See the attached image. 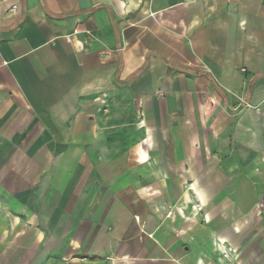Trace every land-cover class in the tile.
<instances>
[{"label": "crops", "instance_id": "0c3cea01", "mask_svg": "<svg viewBox=\"0 0 264 264\" xmlns=\"http://www.w3.org/2000/svg\"><path fill=\"white\" fill-rule=\"evenodd\" d=\"M263 152L264 0H0V264H264Z\"/></svg>", "mask_w": 264, "mask_h": 264}, {"label": "rangeland", "instance_id": "374dc122", "mask_svg": "<svg viewBox=\"0 0 264 264\" xmlns=\"http://www.w3.org/2000/svg\"><path fill=\"white\" fill-rule=\"evenodd\" d=\"M143 116H141L139 113L136 115V120L133 122V131H132V141L133 145L132 148H134V142L139 140V128H140V119ZM149 154L154 153V147L150 148ZM54 166V165H53ZM55 169L53 168V171ZM54 178V177H53ZM53 183H56L57 179H52ZM187 179L181 178L178 180H173V183L176 185L174 190L179 194L178 195H164L161 196V194L157 193L155 191L156 187V180H147V183L149 184L148 188H146V193L144 198L152 199L151 202L153 203H165L167 205L168 211L163 210L161 212L160 218L164 219H170L173 220V222H177L181 224V222H197L202 220L204 221L207 219L206 216H204V210L203 208L199 207L195 199H193V196L191 194H188L187 192ZM54 185V184H53ZM169 183L164 182V186L167 187ZM158 194V198L157 197ZM144 195V194H143ZM174 197V198H172ZM171 203H174L175 206H171Z\"/></svg>", "mask_w": 264, "mask_h": 264}, {"label": "built area", "instance_id": "2783aa9c", "mask_svg": "<svg viewBox=\"0 0 264 264\" xmlns=\"http://www.w3.org/2000/svg\"><path fill=\"white\" fill-rule=\"evenodd\" d=\"M262 158H263V160H264V152H263V154H262Z\"/></svg>", "mask_w": 264, "mask_h": 264}]
</instances>
